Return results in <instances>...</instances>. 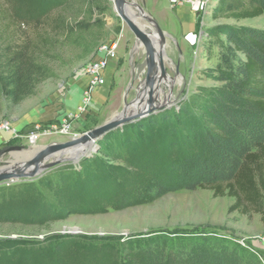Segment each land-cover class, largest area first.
Wrapping results in <instances>:
<instances>
[{
	"label": "rangeland",
	"instance_id": "obj_1",
	"mask_svg": "<svg viewBox=\"0 0 264 264\" xmlns=\"http://www.w3.org/2000/svg\"><path fill=\"white\" fill-rule=\"evenodd\" d=\"M69 1L0 0V44L19 42L26 34L34 35L38 27L42 31L44 20L64 8L69 19H77L80 8L75 3L65 6ZM129 1L156 19L164 32L162 40L155 25L140 16L139 7H132L138 21L153 32L162 54L168 78L160 82L162 91L156 84L154 99L166 107L148 116L157 118V123L140 127L142 133L137 124L148 117L106 134L112 139L107 154L101 151L100 140L97 150L78 163L65 162L34 181L1 184L0 264H129L136 260V241L144 245L150 238L163 236L209 237L239 244L264 264L261 215L231 212L234 198L216 197L212 190L197 186L199 180L210 177L211 169L189 170L199 164L192 160L197 147L191 141L190 146L184 144L185 124L174 117L182 107L202 111L225 86L219 78L228 42L222 27L264 30V14L239 21L213 19L217 0ZM102 7L94 17L104 23L105 38L94 53L82 57L92 39L81 45L62 41L60 57L50 63L56 75L11 112L3 103L0 125L9 123L11 131L0 128V147L19 143L35 152L80 136L134 104L147 76V53L114 0H106ZM185 9L193 17L190 25ZM158 13L166 17L158 18ZM114 34L121 39L118 58L105 73L106 84L93 93L84 109L81 100L88 82L84 68ZM103 89L106 92L100 95ZM163 114H171L172 121H163ZM31 133H40L35 144L28 140ZM9 159L7 155L0 161ZM173 161L182 165L170 169ZM78 242L96 249L82 250Z\"/></svg>",
	"mask_w": 264,
	"mask_h": 264
},
{
	"label": "trees",
	"instance_id": "obj_2",
	"mask_svg": "<svg viewBox=\"0 0 264 264\" xmlns=\"http://www.w3.org/2000/svg\"><path fill=\"white\" fill-rule=\"evenodd\" d=\"M105 1H69L65 6L75 3L80 8L77 19H69L64 8L44 20L42 31L38 27L34 35L26 34L19 42L0 44V109L5 103L11 112L56 75L50 63L60 57L58 48L62 41L81 45L92 39L82 57L96 51L105 38V28L94 14L100 12ZM263 14L264 0H217L212 17L239 21ZM222 29L228 42L221 57L223 73L219 78L225 86L202 111L182 107L174 117L179 124H185L184 144L190 146L191 141L197 147L191 159L199 164L191 165L189 170L211 169L212 175L199 180L197 186L212 190L216 197L234 198L229 211L259 213L264 222V30L231 26ZM156 119L151 116L139 121L140 133V127L155 125ZM161 119L171 122L172 116L163 114ZM111 143L112 139L104 137L101 151L107 154ZM181 148L183 152V144ZM180 163L173 161L168 167L177 168ZM174 237L150 238L144 245L136 241V260L129 264H262L255 253L239 244L209 237ZM76 244L82 250L96 249L86 242Z\"/></svg>",
	"mask_w": 264,
	"mask_h": 264
},
{
	"label": "water",
	"instance_id": "obj_3",
	"mask_svg": "<svg viewBox=\"0 0 264 264\" xmlns=\"http://www.w3.org/2000/svg\"><path fill=\"white\" fill-rule=\"evenodd\" d=\"M114 3L119 15L136 36L138 45L141 43L147 53L145 58L147 76L138 87V96L134 100V104L138 103L141 105L140 110L129 115L116 114L111 120L99 124L80 136H76L66 142H55L43 146L35 152L32 151L31 146L25 144L12 143L1 146L0 158L9 155L10 159L0 161V185L34 181L65 162L71 161L78 163L84 156L90 155L91 152L85 153L83 156L75 152L72 156L68 157L66 156L68 151L75 150V147L90 143L91 141L98 142L109 132L123 127L128 123L139 121L151 114L158 113L166 107L165 105L158 106L154 103V92L156 84H160L163 80L162 78H168V74L165 70L162 54L156 47L153 32H150L145 25L138 21V12L140 16L155 25L162 40L164 39L163 30L158 21L140 8L135 1L114 0ZM136 5L140 8L137 13L132 11V7ZM131 85L132 83H130L127 90L131 88ZM125 110L123 109L122 113H125Z\"/></svg>",
	"mask_w": 264,
	"mask_h": 264
},
{
	"label": "built area",
	"instance_id": "obj_4",
	"mask_svg": "<svg viewBox=\"0 0 264 264\" xmlns=\"http://www.w3.org/2000/svg\"><path fill=\"white\" fill-rule=\"evenodd\" d=\"M120 37L118 34L111 35L109 40L102 43L96 52V57L90 60L84 72L88 79L85 89L84 100L86 104L90 101L93 93L106 84L105 73L108 70L111 61L118 58V48L120 45ZM39 128L40 125H37ZM1 129L10 130V124L5 123L0 125ZM11 131V130H10ZM62 132H68V129H63ZM40 139V133H31L28 140L31 144H35Z\"/></svg>",
	"mask_w": 264,
	"mask_h": 264
},
{
	"label": "bare ground",
	"instance_id": "obj_5",
	"mask_svg": "<svg viewBox=\"0 0 264 264\" xmlns=\"http://www.w3.org/2000/svg\"><path fill=\"white\" fill-rule=\"evenodd\" d=\"M187 11L188 10L185 9V12L184 13H186V14L184 15V18L186 17V22H187L186 24H189L190 25V23H192V20L191 19L193 17H191L192 16L191 14H187ZM161 86H162L161 83L158 84V89L157 90H159V91L161 90L162 91V87ZM81 103L82 104L84 103L83 107L85 109L86 102L84 100V95H83V99L81 100ZM154 103H155V99H154ZM82 104H80V105H82ZM156 105L160 106V105H165V104H161L160 102H158V104H156ZM130 106L126 110L124 109L125 110V113H122L123 111H121L120 114L121 115L133 114V113H136L137 111H139L140 110V107H141V105H139L138 103L137 104H132ZM132 107H134V108H132ZM80 109L81 108H77V111L80 110ZM92 147L94 148L93 150H91ZM75 148H76L75 150L68 151V153L66 154V156H68V157L69 156H72L75 152L76 153H80L79 155L80 156H83L85 153H90L91 151H95L98 148V145H97V142H92L91 141L90 143H85V144L80 145V146H77Z\"/></svg>",
	"mask_w": 264,
	"mask_h": 264
},
{
	"label": "crops",
	"instance_id": "obj_6",
	"mask_svg": "<svg viewBox=\"0 0 264 264\" xmlns=\"http://www.w3.org/2000/svg\"><path fill=\"white\" fill-rule=\"evenodd\" d=\"M152 10H153V8H152ZM157 17L158 18H162V19H164L165 17H166V14H160V13H158V15H157ZM112 62V61H111ZM111 64V63H110ZM110 67V66H109ZM104 92H106V89H103L102 91H100V95H102V93H104Z\"/></svg>",
	"mask_w": 264,
	"mask_h": 264
}]
</instances>
